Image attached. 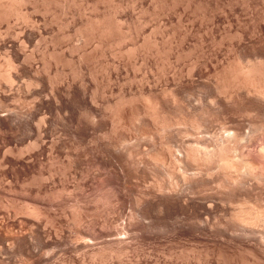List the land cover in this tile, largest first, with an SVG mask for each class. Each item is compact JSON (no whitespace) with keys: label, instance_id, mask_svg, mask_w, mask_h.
Masks as SVG:
<instances>
[{"label":"bare ground","instance_id":"6f19581e","mask_svg":"<svg viewBox=\"0 0 264 264\" xmlns=\"http://www.w3.org/2000/svg\"><path fill=\"white\" fill-rule=\"evenodd\" d=\"M144 247L264 264V0H0V264Z\"/></svg>","mask_w":264,"mask_h":264},{"label":"rangeland","instance_id":"374dc122","mask_svg":"<svg viewBox=\"0 0 264 264\" xmlns=\"http://www.w3.org/2000/svg\"><path fill=\"white\" fill-rule=\"evenodd\" d=\"M45 168H46V167H45ZM47 168H48V167H47ZM48 180H49V179H48ZM49 181H50V180H49ZM47 182H48V181H46V184L52 186V180L50 181L51 184H49V183H47ZM55 183H57V182H55ZM71 189H72V188H71ZM71 189H70V190H71ZM236 204H238V203H235V205H236ZM68 209H69V210H71V209L73 210V207H72V208H71V207H70V208L68 207L67 210H66V212H65L66 214H65V213H62V212H61V214L64 216V215H67V214L69 213L68 215H69V218H70V217L72 216V215H71L72 213H71ZM68 211H69V212H68ZM63 216H61L62 219L65 218V216H64V217H63ZM69 218H68V221H69L71 218L73 219V217H71L70 219H69ZM65 219H66V218H65ZM65 219H64V220H65ZM72 219H71V222L69 221L70 223H72V221H73ZM144 248H145V250H146V251L144 250L145 253L149 250V251L146 253L147 255H146L145 257H149V261H150V262H151V261L154 262V263L151 262L150 264H160V262H162V261H163V264H167V263H165V261L168 262V264H170V263H171V264H173V263L178 264V261H179V264H181V262L183 263V261L185 262V258H184V260L182 261V259H179L181 255L178 256L179 253H181V254L183 255L182 252L184 251V248H179V249H181V250L183 249V251H181V250H179V249L177 248V249H176L177 251L174 250V252H173V248H172V249H169V250H168V249H163V248H162V249H157L158 251L161 250L159 253L157 252V250H153L152 248H151V251H152V252L154 251V253H152V252L150 251L149 247H144ZM174 249H175V248H174ZM190 249H191V247L188 248L189 251H190ZM193 249H196V248L194 247ZM171 250H172V253L170 252ZM196 250H197V249H196ZM163 251H165L164 253H166L167 251H168L167 253L170 252L171 254H175V253H176V255L174 256L175 258H174L173 255H172V258H173L174 260L172 259V262H169V261H171V259H170V258L168 259V257L165 256V255H169V254H165V255H164ZM178 251H179V252H178ZM180 251H181V252H180ZM128 252H129V251H128ZM156 252H157V257L160 256V257H159L160 260L165 256V257H166V258L164 257V260H165V261H164V260H161V261L158 260L157 257L155 256V255H156ZM133 253H134V252L130 251L129 253H127V256H129L128 254L131 255V254H133ZM148 253L150 254L149 256H148ZM161 253H162V254H161ZM177 253H178V254H177ZM158 254H161V255H158ZM162 255H163V257H161ZM153 256H154V258H152ZM176 256H178L179 258H178V257L176 258ZM129 257L132 259L133 257H136V255L133 254V255H131V256H129ZM142 257H143V256H140V258H139V261H140V262H141V261H144V257H143V258H142ZM169 257H171V255H169ZM181 257H182V256H181ZM125 258H126V257H125ZM127 258H128V257H127ZM127 258H126V259H127ZM130 258H129L128 260L131 262V259H130ZM137 259H138V258L136 257V260H137ZM141 259H142V260H141ZM166 259H168V260H166ZM175 259H176V260H175ZM177 259H179V260H177ZM136 260H135V258H134V262H135V264L139 262V261L136 262ZM180 260H181V261H180ZM126 261H127V260H126ZM156 261H159V262L157 263ZM174 261H175V262H174ZM176 261H177V262H176ZM140 262H139V263H140ZM155 262H156V263H155ZM131 263H133V259H132V262H131ZM142 263H143V262H142ZM86 264H87V263H86ZM117 264H118V263H117ZM120 264H121V263H120ZM133 264H134V263H133ZM161 264H162V263H161ZM183 264H184V263H183ZM185 264H186V262H185Z\"/></svg>","mask_w":264,"mask_h":264}]
</instances>
